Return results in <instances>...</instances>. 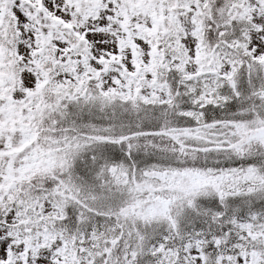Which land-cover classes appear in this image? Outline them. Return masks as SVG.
I'll list each match as a JSON object with an SVG mask.
<instances>
[{
    "label": "snow or ice",
    "instance_id": "1",
    "mask_svg": "<svg viewBox=\"0 0 264 264\" xmlns=\"http://www.w3.org/2000/svg\"><path fill=\"white\" fill-rule=\"evenodd\" d=\"M0 264H264V0H0Z\"/></svg>",
    "mask_w": 264,
    "mask_h": 264
}]
</instances>
